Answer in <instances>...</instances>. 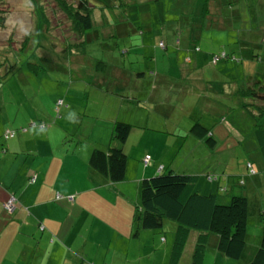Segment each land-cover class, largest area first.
<instances>
[{
	"label": "rangeland",
	"instance_id": "obj_1",
	"mask_svg": "<svg viewBox=\"0 0 264 264\" xmlns=\"http://www.w3.org/2000/svg\"><path fill=\"white\" fill-rule=\"evenodd\" d=\"M39 1L50 26L35 20L30 0H0V10L7 8L9 11L6 20L11 17L17 25L12 27L11 24L5 23V27L0 29V156L13 153L7 148L9 143L15 145L20 142L18 151L24 153L17 157L18 160L13 156L6 163H0V175L7 173L9 169L20 170L19 174L22 173L23 165L20 160L23 158H26L27 165L31 166L36 158L48 155L52 160L53 156H61L57 145L73 148L79 141L83 143L79 150L89 149L87 145L90 141L102 136L99 134L100 123L109 121L111 117L133 125L128 143L133 147L150 148L145 151V156L152 154L162 139L153 135L155 132L144 128L153 129L155 103L150 101L147 108L139 106L131 111L121 106L123 112L117 111L116 97L106 92L115 80L112 81L111 75L116 77L117 71L123 72L129 66L135 65L134 71L152 76L157 74V70H146L144 65L157 59L159 63L164 62L163 71H171L174 74L177 85H191L193 81L188 70L181 66L176 70V63L184 56V52L180 57L177 54L180 50L186 51L195 61L197 53L194 52L196 49L193 46L196 43L200 45L201 48H198L202 52H215L217 55L224 52L235 56V61L220 60L213 69L214 73L224 80H246L242 83L245 88L250 87L256 92L262 90L261 95L264 96V61L256 60V55H259L260 59L264 56V0H261L262 5L258 0H90L93 26L82 34L73 19H69L52 0ZM64 1L74 7L77 4L76 0ZM212 6L228 9L229 14H235L229 19V25H226L233 28V32H222V29L214 28L215 24H212L213 20L209 18ZM177 28L181 36L177 35ZM190 29L196 34L195 38L192 35L194 39L187 35ZM25 31L28 32L27 35L23 34ZM178 38L182 39V45L188 40L187 47L172 45V40L176 41ZM242 39H246V42L243 40L244 44ZM188 46L193 48L185 50ZM125 50H128V53L123 57ZM169 59L172 64L168 63ZM101 62L106 64V69L99 68ZM198 69L199 77L209 76L203 66ZM99 79H103V83ZM138 81L142 82L136 84L138 93L141 94V88L145 95L153 94L154 88L145 80L141 78ZM202 87V84L198 83L199 93L186 95L175 91L164 97V111L174 110L176 114V122L171 124L170 129L177 135L173 146L170 147V162L179 155L184 168H193L194 175L201 180V183H197L196 190L204 192L205 195L213 186L206 179L207 173L225 178H246V187L236 189L238 193H246L249 202L250 215L243 258L234 261L223 257L210 241L202 264H248L260 244L264 226L258 217V210L264 211V157L261 149L254 144V121L264 119V116L259 118L255 114V117H251L246 108L240 106L242 97L231 93L229 100H224L228 114L223 118L222 124L215 126L214 135L218 139V149L209 152L202 145L195 148L192 139L190 142L188 138L182 139L179 136L180 132L188 133L193 118L201 116L197 109H188L185 112V108L178 106V103L188 95V99H199ZM153 96L155 102H164L160 95ZM200 103L204 104V100L197 102L199 105ZM121 105L128 106L126 102ZM155 122L160 129L161 119L157 118ZM260 123H264V120L257 122V125ZM43 124L45 127L42 128ZM202 125L208 127L211 123L207 121ZM8 131H14L16 135L13 139L4 141L2 137ZM178 143H182V149L178 147ZM34 145L39 149L38 152ZM152 146L154 150L151 152ZM166 149H169V145L165 146ZM13 160H16L15 165L10 168ZM180 161L175 162L173 168H178ZM247 163L252 164L255 171L251 179L246 176ZM166 165L168 169V163ZM25 167L23 166V169ZM206 169L209 171L204 172ZM248 180L256 184L248 186ZM126 184L133 186L131 182ZM221 185H225L223 179ZM86 186L91 187L88 184ZM221 196L219 195V198ZM114 199L112 197V200ZM97 211L109 221L116 213L114 210L102 212V207H98ZM131 220L129 216V224L132 223ZM85 228L89 229V223ZM175 228L174 222L165 220L161 229L147 232L150 240L153 243L157 241L158 248L162 249L164 264L168 263ZM40 229H43V226ZM197 235V232L191 231L179 264L191 263V252ZM97 241H100L99 238ZM101 241L106 242L105 236ZM139 246H148V243L140 239ZM139 250L142 251V248ZM37 251L39 252V249ZM99 252L100 258L106 264L108 261L115 264H132L134 260L132 253L115 255L110 251V254L105 256V248L99 249ZM160 255L151 253L149 260L143 259L141 263L161 264ZM53 262L62 264L52 260H41L39 264Z\"/></svg>",
	"mask_w": 264,
	"mask_h": 264
},
{
	"label": "crops",
	"instance_id": "obj_2",
	"mask_svg": "<svg viewBox=\"0 0 264 264\" xmlns=\"http://www.w3.org/2000/svg\"><path fill=\"white\" fill-rule=\"evenodd\" d=\"M229 29H231L230 32L234 31L231 27L222 31ZM177 35L181 36V33ZM180 40L181 38L176 41L172 40V45H182ZM187 43L188 40L184 42L182 47H187ZM256 45L257 43L254 44L255 48ZM193 47L201 48L200 45L196 44ZM193 47L188 46L185 50ZM182 52H184V56L176 63V70H179L180 66L188 70L189 76L192 77L191 80L193 81L188 86L180 87L177 85L174 74L171 71H163L164 62L159 63L157 59L144 65L146 70H157L155 77L145 74L139 76L140 73L134 70L117 71L116 77L111 75L112 81L113 79L115 80L110 84L106 92H110L116 97L117 111L123 112L120 108L121 106L128 111L134 110L139 106L147 108L150 101H153L155 110L152 128L154 130L159 129L155 122L159 118L161 119V128L165 127L171 132V124L174 125L176 122V114L173 112L174 110L170 112L164 111L166 103L164 97L170 96L175 91H180L186 95L195 92L199 93L198 83H201L202 86H205L201 88V97L197 100H191L188 99L190 96L188 95L183 101H179L178 106L185 108V112L188 109L198 110L201 118H193V122L201 121L204 115H214L216 117L215 121H217L216 125H220L221 123L218 122L223 121L225 115L228 114V111H226L227 106H225L224 100L216 101L210 98L207 93L205 94L209 98L203 97V92L211 91L206 85L211 82H219L223 85L230 83V86L237 84V86L241 85L242 87L244 82L238 79L224 80L217 74H212L217 64L215 66L211 65L209 56L205 55L201 49L199 51L194 50L197 53L195 61H193L190 53L183 50H180L177 56L180 57ZM256 57L258 58L259 55ZM261 60L264 61V56ZM168 63L172 64V60L169 59ZM200 66L206 69L205 73L209 75L208 77L203 75L199 77L197 75ZM141 78L154 88L153 94L163 97V103L158 100L155 102L153 94L147 96L141 88V94L138 93L136 84L142 83L138 81ZM135 79L137 80L135 81ZM257 83L260 84L261 82L257 81ZM225 87L227 88L226 85ZM238 88L240 89V87ZM201 99L204 100V104H197ZM120 102L121 104L126 102L128 106H123L119 104ZM222 112H224L223 115H221ZM115 121L119 120L111 117L109 121L100 123L99 134H102V136L90 141L87 145L89 149L79 150L81 144H83L79 141L73 148L57 145L56 147L61 156H53V159L50 160L51 156L45 155L41 158H36L31 166L27 165L26 158H23L20 163L26 167L23 169L22 166V173L19 174L20 170L9 169L7 173L0 175V186L2 187L0 188V264H19V262L21 264H39L41 260L59 261L62 264H85L84 262H88L87 264H106L100 258L99 249L101 248L106 249L105 256H108L110 251L115 253V255L132 253L134 256L132 264H142L141 261L143 259L149 260L151 253H160L161 264H164L165 256L158 248L157 241L153 243L149 236H146L145 241L148 246H139L140 242L138 243L130 237L131 223L129 224V216L132 218L137 204V192L141 180L155 176L159 172L157 171L159 167L162 169L168 167L167 163L169 168L183 173L194 174L193 168H184L179 155L171 159L170 162L171 151L165 150V143L163 142L165 138L163 139L160 133L153 134L163 139L155 146V149L156 147L159 148L154 150L152 146L151 152L152 150L154 151L152 154H147L148 156H145L146 154L144 153L150 148L143 149L138 146H130L128 143L129 136L123 145L124 151L128 156L125 179L121 183H109L106 179L89 169L88 158L93 145H98L101 148L107 146ZM224 128L226 129L227 127ZM187 138L190 142V139L194 141L192 143L195 148L201 145L198 140L192 137ZM18 147H20V142L15 145L13 143L7 144L8 150L13 153L0 156V163H6L13 156L14 159L18 160L17 157L24 154L23 151H18ZM34 147L38 152L37 146L34 145ZM126 148H128L127 151ZM16 160H13L10 168H13ZM183 160L185 163L187 162L184 157ZM179 161V167L173 168V164ZM208 170L206 169L204 172ZM129 182L133 183V186L126 184ZM47 183L49 185H46ZM197 183H201V180L198 179ZM86 184L91 187H87ZM201 193L205 194L204 192ZM57 196L61 197L59 201H56ZM112 197L115 199L112 200ZM11 198H16L17 203L14 205L15 208L12 214H6L2 209V205L7 199L9 201ZM68 198H71L72 201L68 200ZM98 207H102V212L114 210L116 213L110 217L109 221L97 211ZM87 223H89V229L86 230ZM39 224L43 226V229L38 228ZM110 233L112 234L107 235ZM103 236H105L106 242L101 241ZM97 238L100 241H97ZM112 242L118 244L114 245ZM139 248H142V251ZM37 249H39V252ZM52 264L55 263L53 262ZM108 264L115 263L108 261Z\"/></svg>",
	"mask_w": 264,
	"mask_h": 264
},
{
	"label": "trees",
	"instance_id": "obj_3",
	"mask_svg": "<svg viewBox=\"0 0 264 264\" xmlns=\"http://www.w3.org/2000/svg\"><path fill=\"white\" fill-rule=\"evenodd\" d=\"M52 1L69 19H73L80 28L81 34L92 28V6L90 0H76L77 4L75 7L67 4L64 0ZM30 2L33 7L34 14L32 15L35 17V20L38 19V22L40 21L43 24L46 23L49 25L40 1L30 0ZM258 3L262 5L261 0H258ZM227 10L228 9L225 8L220 9L219 6H212L210 8V13L212 14H209V18L213 20L211 23L215 24L214 28L217 27L222 30L230 28L226 27V25H229V19L235 14H229ZM8 12L7 8L4 9V11L0 10V29L5 27ZM193 31L194 30H189V32H187V35H190L189 37L191 39L196 37ZM230 31L231 29L222 32L228 33ZM78 34L80 35L79 32ZM141 36L143 38L144 34L142 33ZM243 40L246 42V39H242V43ZM194 48L196 51L200 50L198 47ZM123 53L122 55L124 57V55H127L128 50H125ZM203 53L209 56L210 63L211 65L213 64V66L216 64L218 65L220 60H236L235 56L227 53L225 54L224 52L218 55L215 52ZM256 60L262 61L259 57ZM135 67V65H131L127 71L133 70ZM99 68L106 69V64L101 62ZM139 73V76L144 74V72ZM212 74H215L214 71ZM156 75L157 74H154L153 77ZM99 81L103 83L104 80L99 79ZM225 85L227 88H224ZM225 85L219 82L207 84L206 87L211 91L203 92V97L209 98L210 96V98L217 101L229 100L231 93L239 95L242 97L240 102L241 108H246L245 110L251 117H255V114L259 118L264 116V96L261 95L262 90L256 92L250 87L245 88V86L239 89L238 87L240 86H237V84L230 86V83H225ZM203 87L205 86L203 85ZM205 93L209 94V96ZM223 114L224 112H222L221 115ZM203 119L201 120L203 123L209 121L211 125L207 127L202 125L203 123H201V121H195L192 123V126L190 125L188 133L187 131L183 132V134L180 132L181 135L179 138L187 139V137H192L198 140L207 151L215 152L219 147L218 139L214 135L215 126L217 124V121H215L216 117L214 115H204ZM263 120L264 119H259V121H254V144L261 149L262 156L264 157V123L257 125V122ZM218 123L222 124V121ZM42 126L45 127L44 124ZM133 128L134 126H131V124L115 121L112 126L111 138L107 146L101 148L98 147V145H93L90 152L88 158L89 169L96 172L111 184L121 183L125 179L128 156L124 151L123 145L130 136ZM144 129L157 134L160 133L162 136L165 135V137H163V139L165 138V141H163L165 143L164 146L169 145V149L166 150L171 151L170 147L173 146V142L177 136L175 132H169L165 127L157 130H154V128ZM9 134H11V137ZM15 135L16 132L8 131L4 133L2 138L4 141H7L13 139ZM178 144V147L182 149V143ZM156 149H158V147H156ZM3 150L4 149H1V151ZM177 152L178 150L176 153ZM143 165L147 166L146 164ZM245 169L247 172L246 176L251 179L255 175L252 164L247 163ZM206 179L213 185L211 188L212 190H209L207 195L196 190L198 176L174 171L171 168H161L155 176L141 180L137 192L138 202L134 208L131 220V233L133 231V234L130 235V237L138 243L140 239L146 240V236H149L147 233L148 231L154 232L155 230L161 229L164 221L167 220L176 224L174 241L167 264H179L191 231L197 232L198 235L191 252L190 264L203 263L207 245L210 241L213 242L217 252L223 257L234 261L243 258L246 251L247 222L250 215L249 202L246 193H238L236 189H244L246 187V178L237 179L234 176L225 178L217 174L207 173ZM222 179L225 183L224 186L221 185ZM254 184L256 183L252 180H248V186ZM219 195L222 196L219 198ZM60 199V196L56 197V201ZM68 200L72 201L71 198H68ZM7 201L8 199L6 202ZM16 203L17 200L15 198L13 204L15 205ZM3 211L6 214H12V212L6 209H3ZM258 217L260 223L264 224V211L261 212L258 210ZM40 227L39 224L38 228ZM160 251H162V249H160ZM248 264H264V226L262 228L260 244L249 259Z\"/></svg>",
	"mask_w": 264,
	"mask_h": 264
},
{
	"label": "built area",
	"instance_id": "obj_4",
	"mask_svg": "<svg viewBox=\"0 0 264 264\" xmlns=\"http://www.w3.org/2000/svg\"><path fill=\"white\" fill-rule=\"evenodd\" d=\"M9 136L11 137V134H9ZM13 203H14V198H11L7 203L3 205V209L11 211L13 209V205H14Z\"/></svg>",
	"mask_w": 264,
	"mask_h": 264
},
{
	"label": "clouds",
	"instance_id": "obj_5",
	"mask_svg": "<svg viewBox=\"0 0 264 264\" xmlns=\"http://www.w3.org/2000/svg\"><path fill=\"white\" fill-rule=\"evenodd\" d=\"M5 23L6 24H11L12 25V27H16L17 25H16V23L12 20V18L11 17H9L6 21H5ZM23 34H25V35H27L28 34V32L27 31H25V32H23Z\"/></svg>",
	"mask_w": 264,
	"mask_h": 264
}]
</instances>
